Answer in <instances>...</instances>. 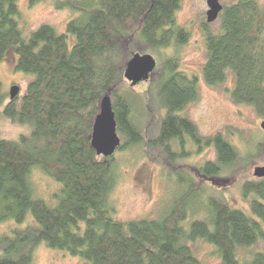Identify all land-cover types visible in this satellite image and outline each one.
<instances>
[{
    "label": "trees",
    "instance_id": "obj_1",
    "mask_svg": "<svg viewBox=\"0 0 264 264\" xmlns=\"http://www.w3.org/2000/svg\"><path fill=\"white\" fill-rule=\"evenodd\" d=\"M19 2L0 0V60L13 56L15 70L34 79L13 101L0 80V119L30 128L17 139H0V225L20 226L0 234V264H34L41 244L91 264H208L192 248L198 241L215 247L220 264H264V250L249 261H241L238 254L240 248L264 241V179L242 181L250 213L211 197L205 218L183 226L187 197L162 218L122 221L110 199L117 184L115 154L98 156L91 146L93 125L108 94L115 100L118 133L123 136L118 150L143 140L132 116V98L118 86L133 53L188 42L190 32L177 22L183 0H57L56 10L76 14L66 32L44 24L27 40L18 22ZM218 20L216 31L204 24V81L217 87L232 75V100L252 107L264 121V6L239 0L224 5ZM156 74L164 114L152 143L163 149L169 163L190 157L193 147H213L216 159L198 171L211 180L254 160L264 164V141L243 154L221 133L200 135L196 124L182 115L198 100L199 90L198 78L181 71L178 56H168L160 67L157 62L151 77ZM33 169L59 183L55 204L36 194L30 181ZM189 185L192 190L194 184ZM30 215L33 223L24 226Z\"/></svg>",
    "mask_w": 264,
    "mask_h": 264
},
{
    "label": "rangeland",
    "instance_id": "obj_2",
    "mask_svg": "<svg viewBox=\"0 0 264 264\" xmlns=\"http://www.w3.org/2000/svg\"><path fill=\"white\" fill-rule=\"evenodd\" d=\"M56 1L46 0L31 6L30 0H20L18 22L25 40L44 24L54 27L58 33L66 32L67 23L76 14L71 10H56ZM207 1L183 0L182 2L177 14V22L190 32L186 44L161 50L142 49L157 59L159 67L168 56H178L181 71L190 77L198 78L199 98L196 102L190 103L182 115L196 124L200 135L211 137L221 133L243 154H249L255 151L256 144L264 141V132L260 128L263 121L252 107L236 104L232 100L229 94V90L234 85L232 75L229 76L226 84L217 87H211L204 81L203 69L207 59L204 33V24H207ZM237 1L239 0H221V4L230 5ZM256 1L260 6H264V0ZM219 26V20L209 24L212 31H216ZM158 74L135 87H131L126 79H122L118 86L120 91L131 96L132 116L141 127L144 138L136 147L117 150L114 155L113 167L117 175V184L110 199L117 209L116 218L122 221L159 219L172 212V209L177 207V203L187 197L190 198L187 203L188 218L183 226H188L195 219L205 218V207L211 197H217L234 208L250 213V203L241 193L242 181L245 178L256 179L254 170L256 167L264 166L261 161L248 162L244 167L232 171L227 169L220 177L211 180L201 178L198 171L206 161L216 159L217 155L213 147L202 148L201 151L193 147L190 157L169 163L163 149L152 143L158 137L160 119L164 114L156 93ZM33 79L34 76L15 70L13 56H8L4 61L0 60V80L4 92L8 95L13 86H19V94L24 95L28 83ZM112 101L114 105L115 100ZM28 133H30L28 126L14 125L5 118L0 119V139H17L21 134ZM119 136L123 137L120 134ZM108 163H112V158L108 159ZM30 181L39 198L52 205L55 204L53 196L60 188L56 180H52L39 169H33ZM192 183L194 192L189 188V184ZM32 223L30 215L24 226ZM15 227L20 226L14 222L4 223L0 225V234L8 233ZM192 248L205 263L220 264L215 247L208 243L198 241L192 244ZM259 250H264V241H259L253 248H240L238 254L241 261H249L252 254ZM34 255V264H91L65 251L51 249L46 244L38 246Z\"/></svg>",
    "mask_w": 264,
    "mask_h": 264
},
{
    "label": "water",
    "instance_id": "obj_3",
    "mask_svg": "<svg viewBox=\"0 0 264 264\" xmlns=\"http://www.w3.org/2000/svg\"><path fill=\"white\" fill-rule=\"evenodd\" d=\"M207 23H214L219 19L223 11L221 0L207 1ZM157 68V60L151 54L133 53L124 70V78L135 87L150 79ZM20 93L19 86H13L10 90V100L13 101ZM260 128L264 132V121ZM91 146L98 156L112 157L118 148L122 146V137H119L114 105L110 94L103 97L100 104V112L97 115L91 136ZM254 177L264 179V166L255 168Z\"/></svg>",
    "mask_w": 264,
    "mask_h": 264
},
{
    "label": "bare ground",
    "instance_id": "obj_4",
    "mask_svg": "<svg viewBox=\"0 0 264 264\" xmlns=\"http://www.w3.org/2000/svg\"><path fill=\"white\" fill-rule=\"evenodd\" d=\"M10 94V93H9ZM120 137V136H119ZM179 149V148H178Z\"/></svg>",
    "mask_w": 264,
    "mask_h": 264
}]
</instances>
